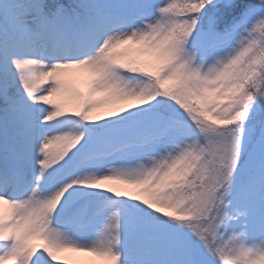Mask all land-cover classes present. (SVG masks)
<instances>
[{"label": "snow or ice", "instance_id": "6c2138e0", "mask_svg": "<svg viewBox=\"0 0 264 264\" xmlns=\"http://www.w3.org/2000/svg\"><path fill=\"white\" fill-rule=\"evenodd\" d=\"M0 264H264V0H0Z\"/></svg>", "mask_w": 264, "mask_h": 264}]
</instances>
